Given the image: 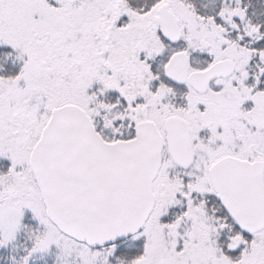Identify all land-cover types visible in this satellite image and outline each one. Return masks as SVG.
<instances>
[{"label": "snow or ice", "instance_id": "snow-or-ice-1", "mask_svg": "<svg viewBox=\"0 0 264 264\" xmlns=\"http://www.w3.org/2000/svg\"><path fill=\"white\" fill-rule=\"evenodd\" d=\"M0 264H264V0H0Z\"/></svg>", "mask_w": 264, "mask_h": 264}]
</instances>
